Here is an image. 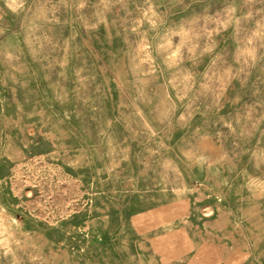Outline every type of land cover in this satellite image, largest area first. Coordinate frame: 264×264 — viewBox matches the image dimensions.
Segmentation results:
<instances>
[{"label":"rangeland","instance_id":"obj_1","mask_svg":"<svg viewBox=\"0 0 264 264\" xmlns=\"http://www.w3.org/2000/svg\"><path fill=\"white\" fill-rule=\"evenodd\" d=\"M0 264H264V0H0Z\"/></svg>","mask_w":264,"mask_h":264}]
</instances>
